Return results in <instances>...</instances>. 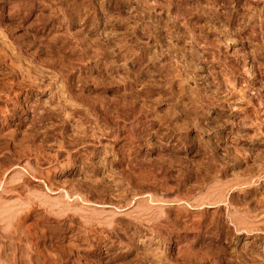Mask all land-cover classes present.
<instances>
[{"label":"rangeland","instance_id":"obj_1","mask_svg":"<svg viewBox=\"0 0 264 264\" xmlns=\"http://www.w3.org/2000/svg\"><path fill=\"white\" fill-rule=\"evenodd\" d=\"M263 158L264 0H0V264H264Z\"/></svg>","mask_w":264,"mask_h":264},{"label":"bare ground","instance_id":"obj_2","mask_svg":"<svg viewBox=\"0 0 264 264\" xmlns=\"http://www.w3.org/2000/svg\"><path fill=\"white\" fill-rule=\"evenodd\" d=\"M248 101H250V100H248ZM231 116V115H230ZM232 119V118H231ZM247 124V123H246ZM253 127V126H252ZM234 128V127H233ZM248 129V128H247ZM261 129V128H260ZM255 135H256V133H255ZM258 137V136H257ZM250 140V139H249ZM234 145V144H233ZM263 145V144H262ZM252 146V145H251ZM256 146V145H255ZM254 146V147H255ZM256 148V147H255ZM236 156V155H235ZM263 157V156H262ZM264 159V158H263ZM233 160V159H232ZM242 160V159H241ZM246 160V159H245ZM231 161V160H230ZM240 161V160H239ZM235 162V161H234ZM259 164V163H258ZM231 165V164H230ZM233 165V164H232ZM245 166H246V164H244ZM228 167V166H227ZM251 167V166H250ZM236 168V167H235ZM245 168V167H244ZM252 168V167H251ZM231 170V169H230ZM234 171V170H233ZM228 172V171H227ZM253 174V173H252ZM234 175V174H233ZM245 175V174H244ZM237 176H239V175H237ZM242 176V175H241ZM260 177V176H259ZM238 179V178H237ZM253 180V179H252ZM254 181V180H253ZM255 182V181H254ZM247 183V182H246ZM249 183H251V182H249ZM248 183V184H249ZM237 184V183H236ZM233 185V184H232ZM242 185V184H241ZM245 186V185H244ZM248 186V185H247ZM253 186V185H252ZM242 188V187H241ZM233 189V188H232ZM251 189V188H250ZM231 191H233V190H231ZM238 192V191H237ZM230 193V192H229ZM241 194V193H240ZM262 194V193H261ZM262 196V195H261ZM263 197V196H262ZM245 198V197H244ZM250 199V198H249ZM234 204V203H233ZM233 207V206H232ZM235 208H237V207H235ZM253 208V207H252ZM260 208H262V207H260ZM253 211H255V210H253ZM263 212V211H262ZM236 213V212H235ZM237 214H238V212H237ZM241 214V213H240ZM230 217V216H229ZM246 217V216H245ZM233 218H235V217H233ZM247 218V217H246ZM263 218V217H262ZM237 219V218H236ZM239 219V218H238ZM242 219V218H241ZM257 219H258V217H257ZM260 219V218H259ZM254 220V219H253ZM254 221H256V220H254ZM231 223V222H230ZM232 226H233V224H231ZM243 227V226H242ZM234 228V227H233ZM243 229V228H242ZM240 230V229H239ZM250 246V245H249ZM242 249V248H241ZM230 252H231V254H232V257H233V253H234V250H233V248H231V250H230ZM230 259V258H229ZM232 259V258H231Z\"/></svg>","mask_w":264,"mask_h":264}]
</instances>
